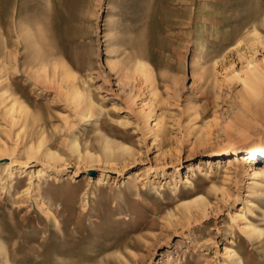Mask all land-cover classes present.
Listing matches in <instances>:
<instances>
[{
    "label": "rangeland",
    "instance_id": "374dc122",
    "mask_svg": "<svg viewBox=\"0 0 264 264\" xmlns=\"http://www.w3.org/2000/svg\"><path fill=\"white\" fill-rule=\"evenodd\" d=\"M250 61L264 0H0V264H264Z\"/></svg>",
    "mask_w": 264,
    "mask_h": 264
},
{
    "label": "bare ground",
    "instance_id": "6f19581e",
    "mask_svg": "<svg viewBox=\"0 0 264 264\" xmlns=\"http://www.w3.org/2000/svg\"><path fill=\"white\" fill-rule=\"evenodd\" d=\"M24 42H26V41H24ZM38 63H39V61H38ZM63 65L64 66H62V74L64 75V78L67 79L68 77L71 76V73H70L71 71H70L69 68H67V66L65 64H63ZM260 65H261V62H260V64H254L253 61H250L249 65H248V70L249 69L250 70H249V72H247V77H244L242 79L243 82L252 90L253 95H255L256 97H257V95H259V96L261 95V93H259L260 92V87L264 83L263 72H261L260 69H259ZM136 69L138 71H140V72L141 71H147L148 74L150 73V71L146 68V65L142 61H140V60H138L136 62ZM72 89L74 91L77 90L74 86H72ZM78 98H80V103L82 102V98L84 99V101L86 103V105L83 106L85 109L80 114L82 117H85L86 114L89 113V111H90V109L92 107L93 101L90 98V96H89L88 93H85L84 97L82 95H79L77 97V99ZM255 112H254V114H255ZM256 114H258V113H256ZM71 146H72V148L76 152H78V146H77L75 140H72L71 141ZM108 148L109 147L106 146L105 150H108ZM253 148H254V145H253V147L251 149V154H256V155H259V156H264V144H257L256 148L255 149H253ZM124 149H127V148H124ZM29 152L31 153L32 150H30ZM45 155H46V158L49 159V160H58L57 159L58 157L54 153H46ZM241 157H243V156H241ZM84 160L91 163V162L97 161L98 158L95 157L91 152L90 153L86 152L85 153V156H84ZM235 161H238V157H235ZM238 163H239V161H238ZM252 175H253V177L255 179L256 178H260V177H264V165H263V167H260L259 169H258V167H253L252 168ZM196 202L199 203L200 205L202 204V201H196ZM233 219H236V217H233ZM254 233L261 234V230L260 229H257V227H255V226H252V228L250 229V232H248V236L251 237V236H253ZM231 255L234 257V256L237 255V253L235 251H233Z\"/></svg>",
    "mask_w": 264,
    "mask_h": 264
},
{
    "label": "water",
    "instance_id": "95a60500",
    "mask_svg": "<svg viewBox=\"0 0 264 264\" xmlns=\"http://www.w3.org/2000/svg\"><path fill=\"white\" fill-rule=\"evenodd\" d=\"M89 172H90L91 174H94V170H90Z\"/></svg>",
    "mask_w": 264,
    "mask_h": 264
}]
</instances>
